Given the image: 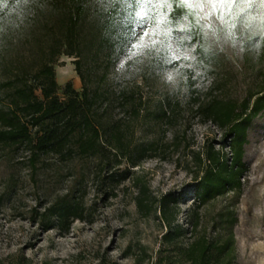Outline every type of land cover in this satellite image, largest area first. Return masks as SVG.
Segmentation results:
<instances>
[{
    "label": "trees",
    "instance_id": "obj_1",
    "mask_svg": "<svg viewBox=\"0 0 264 264\" xmlns=\"http://www.w3.org/2000/svg\"><path fill=\"white\" fill-rule=\"evenodd\" d=\"M3 7L0 154L7 150L21 153L18 161L32 171L91 159L93 180L99 190L104 187L102 191L107 195H113L118 184L114 170L124 162L136 167L148 157L161 156L155 142H135L134 123L144 117L162 127H174L180 114L178 104L171 105L168 97L160 98L154 109L149 106L151 103L143 93V83L149 78L145 72L130 73L132 59L118 66L135 39L137 26L161 21L163 36L176 28L188 30L190 45L196 46V61L211 62L215 58L203 45L195 10L189 3L162 0L138 5L137 0H29L26 5ZM173 20L179 23H169ZM185 21L189 22L188 28L183 27ZM250 43L259 51L256 57L262 61L264 40L252 39ZM62 56L74 57L82 92L69 82L60 94L56 67ZM158 63L159 69H163V61ZM203 75L212 79L203 90L191 78L187 84L189 114L227 130L231 155L227 158L223 148L216 149L213 144L208 147L205 161L209 164L203 175L195 178L199 208L218 195L242 188L248 130L254 118L264 111V80L239 103L220 96L223 86L207 65L203 67ZM129 172L128 169L125 174ZM141 192L137 198L139 210L146 215L155 213L166 226L163 244L171 246L179 264L232 263L233 225L237 218L230 212L227 236L218 234L209 239L197 235L183 245L178 239L186 235L187 229L176 224L180 196L174 192L152 196L146 185ZM85 211L83 201L73 193L44 206L39 204L33 208L32 217L44 230L58 228L66 233L77 219H85ZM190 225L192 235H196L200 225L197 209L190 213Z\"/></svg>",
    "mask_w": 264,
    "mask_h": 264
},
{
    "label": "rangeland",
    "instance_id": "obj_2",
    "mask_svg": "<svg viewBox=\"0 0 264 264\" xmlns=\"http://www.w3.org/2000/svg\"><path fill=\"white\" fill-rule=\"evenodd\" d=\"M189 4L195 10L204 47L215 56L213 61L197 62L196 46L190 45L188 31L181 29L184 45L172 41L169 51L172 58L165 57L162 48L155 51L164 40L159 24L147 23L145 27L137 26L134 41L118 63L122 67L132 59L130 73L145 72L148 76L143 93L152 109L163 97H168L173 106L178 104L180 114L174 127H162L144 117L134 123L135 142H155L161 156L148 157L136 167L124 162L114 170L118 184L113 195H107L102 191L104 187L99 190L93 180L91 159L32 171L18 161L21 153L8 150L1 153L0 264H179L171 246L163 244L166 226L155 213L146 215L137 206L144 185L152 196L170 192L180 196L176 224L185 227L187 233L178 243L187 245L202 234L209 239L218 234L227 236L230 212L237 218L233 225L235 251L231 264H264V111L254 118L248 130L242 188L218 195L199 208L195 178L202 176L209 164L205 161L207 149L213 144L230 157V137L227 130L213 122H203L189 114L187 89L190 78L196 81L199 90L210 84L212 79L203 75V67L207 65L223 86L220 96L242 103L264 80V59L259 61L256 57L259 51L251 47L247 38L239 45L217 43L215 38L206 40L200 23L219 28L220 14L213 9H227L228 5L195 0ZM237 7L249 5L231 6L233 11ZM253 20H259L260 25L264 22V5L251 14L250 22ZM183 27L188 28L189 22L185 21ZM73 60L74 57L62 56L56 67L61 95L69 82L82 92V81ZM160 60L163 69L157 65ZM73 193L86 207L85 219H77L68 232L61 233L58 228L44 230L33 221V208ZM194 209L200 214L196 235L190 231V213ZM222 214L226 215L225 219Z\"/></svg>",
    "mask_w": 264,
    "mask_h": 264
},
{
    "label": "snow or ice",
    "instance_id": "obj_3",
    "mask_svg": "<svg viewBox=\"0 0 264 264\" xmlns=\"http://www.w3.org/2000/svg\"><path fill=\"white\" fill-rule=\"evenodd\" d=\"M162 0H137L138 5H152L160 3ZM171 3L173 0H167ZM176 3L188 4L193 2V0H175ZM198 3H211L213 5H228L226 9L220 7L219 9L214 8L213 12H219V19L221 25L217 28L214 24L209 25L207 23L201 22L199 27L204 33L206 40L215 38L217 43L219 42H232L234 45L241 44L246 38L249 40L255 39L257 41L264 40V28H261L259 20H253L250 22L251 14L259 10L260 5H264V0H195ZM29 0H0V20L3 18L4 5L14 4V5H26ZM249 5V7L241 8L237 7L235 11L231 8L232 5ZM151 18V16L149 17ZM158 24L161 21H156ZM169 23L178 24L179 20L169 21ZM188 31V30H185ZM240 34L239 36L237 34ZM181 30L179 28L174 29L170 34L168 32L164 33V40L160 42V47L155 48L158 51L160 48L164 50V56L171 59L172 56L169 55V51L172 46V41H176L177 44L183 46L184 41L181 39ZM136 47V45H133ZM131 54V53H130ZM184 59L187 60L185 57Z\"/></svg>",
    "mask_w": 264,
    "mask_h": 264
},
{
    "label": "clouds",
    "instance_id": "obj_4",
    "mask_svg": "<svg viewBox=\"0 0 264 264\" xmlns=\"http://www.w3.org/2000/svg\"><path fill=\"white\" fill-rule=\"evenodd\" d=\"M4 6H6V4Z\"/></svg>",
    "mask_w": 264,
    "mask_h": 264
}]
</instances>
